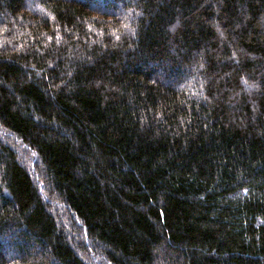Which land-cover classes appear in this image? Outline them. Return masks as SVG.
<instances>
[{
	"label": "trees",
	"instance_id": "trees-1",
	"mask_svg": "<svg viewBox=\"0 0 264 264\" xmlns=\"http://www.w3.org/2000/svg\"><path fill=\"white\" fill-rule=\"evenodd\" d=\"M0 264H264V0H0Z\"/></svg>",
	"mask_w": 264,
	"mask_h": 264
}]
</instances>
